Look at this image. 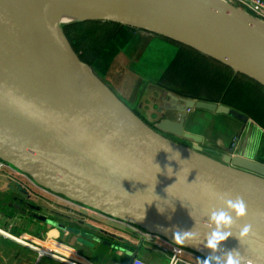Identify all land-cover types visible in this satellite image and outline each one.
<instances>
[{
	"label": "water",
	"instance_id": "1",
	"mask_svg": "<svg viewBox=\"0 0 264 264\" xmlns=\"http://www.w3.org/2000/svg\"><path fill=\"white\" fill-rule=\"evenodd\" d=\"M96 1L115 23L190 48L264 88V23L234 6L222 0ZM43 10L47 15V4ZM66 45L18 0H0V160L54 193L172 242L174 228L195 226L197 245L182 247L203 257L211 254L203 247L206 213L222 206L210 192L240 195L248 216L239 223H251L253 234L240 244L234 226L221 248L264 264V186L236 173L264 178V164L232 154L223 165L209 158L220 168L189 153L204 156L200 146L190 150L165 137L198 140L184 130L195 109L244 124L248 117L168 94L180 105L172 110L180 118L162 120L153 131Z\"/></svg>",
	"mask_w": 264,
	"mask_h": 264
},
{
	"label": "crops",
	"instance_id": "2",
	"mask_svg": "<svg viewBox=\"0 0 264 264\" xmlns=\"http://www.w3.org/2000/svg\"><path fill=\"white\" fill-rule=\"evenodd\" d=\"M133 35L149 48L150 54L148 58L157 59L158 63L161 64L166 62L165 57H173L178 54L183 58L186 56L198 64V69L202 74L197 76L199 79H202L204 82L217 84V86H222V91L225 94L228 92L231 84L239 82L240 84H245V86L248 84V88L246 87L244 89V95H250L252 85L256 84L248 78L236 74L222 64L173 41L153 34ZM156 49L162 51L165 57L156 54L154 52ZM184 61L186 62L185 58ZM188 64L187 66L192 67L191 64ZM156 65L160 70L164 69L159 64ZM158 75L159 78L162 77V75ZM143 76L147 78L144 74ZM147 87H150V93L154 94L151 102H147L152 107V111L150 109L147 110L149 111L147 112L148 118L152 119V114L154 113L160 115V117H156L155 120L150 121L158 124L162 118L161 116H166L162 120L178 121L180 115L172 110L180 105L174 102L168 94L179 98L182 97L174 92L167 91L158 82H149ZM215 93L212 90L207 92V94ZM186 98L229 106L235 111L247 116L249 122L244 124L236 118L226 115H216L203 110L195 109L189 111L184 124L185 133L191 137L198 138L200 142H196L198 140L183 138L185 148L193 150L194 146L198 145L202 148L203 154L216 159L222 158L224 160L227 155L232 154L233 156L241 155L252 160H257L258 151L264 148V128L258 123H254L250 115L239 105L233 106L214 96L208 95ZM257 139L260 140V146L255 148ZM0 176L3 177V184L0 185L1 236L10 233L13 236L20 237L32 243L35 249L42 248L47 243L58 242L74 250L73 259L80 264H130L136 253V258L143 260L147 264H168L167 256L150 248L136 227L106 220L91 214H85L77 210H72L71 213V210L66 205L61 204L59 201L41 192L33 190L23 177L16 176L9 172V170L1 171ZM28 196H31V199H33L31 201L37 205H42L43 203L60 205L63 208L60 212L70 217V222L66 224L68 229L62 230L55 225L44 224L29 219L26 214L28 212L24 209L25 206L23 203H21L26 198L29 199ZM71 222L77 223V225L74 224L75 226H71ZM97 240L102 242L99 243ZM103 242L112 244V247L107 246ZM42 251H40V254H48L47 251L45 253ZM154 253L157 254L154 255ZM44 257L40 258L38 253L39 259L37 258V264L43 261L45 259ZM61 263L65 264L59 262V264Z\"/></svg>",
	"mask_w": 264,
	"mask_h": 264
},
{
	"label": "rangeland",
	"instance_id": "3",
	"mask_svg": "<svg viewBox=\"0 0 264 264\" xmlns=\"http://www.w3.org/2000/svg\"><path fill=\"white\" fill-rule=\"evenodd\" d=\"M46 17L48 19V16ZM85 20H92L87 22L94 24L86 27H73L78 23H84L82 21ZM57 29L61 32L62 38L69 45L77 59L86 65L93 75L131 113L153 131H157V124L150 120H155L160 115L154 113L152 119L148 118L147 112L149 111L147 110L152 111V107L147 102L150 103L152 96H154L150 93V87H147L149 82H158L164 89L180 95L183 99L208 95L233 106L239 105L250 115L254 123L256 122L264 128V89L256 84L252 85L250 95H244V89L248 88V84L245 86V84L239 82L231 84L225 94L222 91V86L199 79L197 76L202 74L198 69V64L184 55L186 62L179 54L173 57H165L162 51L156 49L154 52L165 57L166 62L160 64L157 59L148 58L149 48L133 34L149 33L112 21L102 19L67 20L58 22ZM188 63L192 67L187 66ZM156 64L164 69L160 70ZM142 73L147 78H144ZM158 74L162 77L159 78ZM211 90L217 94H207ZM161 117L159 121L166 118V116ZM165 137L185 147L182 139L168 135H165ZM259 143L260 140L257 139L255 148L260 146ZM258 152L257 160L254 161L264 164V148ZM201 155L223 165L222 158L216 159L203 153ZM246 174L264 181L263 177L250 173ZM2 181L3 177L0 176V185L3 184ZM0 240H3L0 242V264H37L38 252H36L37 250L32 243L10 233L5 234V236L0 235ZM50 244L47 243L43 246L47 247ZM44 247L40 250H45ZM44 258L39 264H59L60 262L51 255H45Z\"/></svg>",
	"mask_w": 264,
	"mask_h": 264
},
{
	"label": "clouds",
	"instance_id": "4",
	"mask_svg": "<svg viewBox=\"0 0 264 264\" xmlns=\"http://www.w3.org/2000/svg\"><path fill=\"white\" fill-rule=\"evenodd\" d=\"M157 166L160 167L158 164ZM165 191L167 192V188ZM210 195L217 199L222 206L213 208L206 213L208 219L205 224L210 230L204 234L203 247L211 250V254L203 259L197 258L198 264H253L251 260L241 255L239 250L221 248V244L233 236L232 229L234 226L239 227L238 235L235 236L238 237L240 244L250 234H253L251 223H239L248 216L247 202L242 196L232 197L230 193L211 191ZM190 216L192 217L191 213ZM172 232V240L177 245H197L195 242L199 241L200 233L195 230V226L190 230L176 227ZM172 264H177L175 257L172 259Z\"/></svg>",
	"mask_w": 264,
	"mask_h": 264
},
{
	"label": "built area",
	"instance_id": "5",
	"mask_svg": "<svg viewBox=\"0 0 264 264\" xmlns=\"http://www.w3.org/2000/svg\"><path fill=\"white\" fill-rule=\"evenodd\" d=\"M222 1L234 6L238 10L245 12L246 14L255 18L256 20L264 23V0H222ZM3 170H9V172H11L12 174L23 177L28 182V184L33 188V190L41 192L44 195L59 201L61 204L66 205L67 208L71 210V213L72 210H77L85 214H91L106 220H111L113 222L122 223L127 226L136 227L126 222L109 217L103 213L95 211L82 204L74 202L63 195L54 193L40 186L29 175L22 173L12 165L0 160V172ZM136 228L138 229V232H140L143 235L145 242L147 243V245H149L150 248L163 254L164 256H167L168 264H172L173 257H175L177 264H198L197 258L200 259L205 258L196 252H193L187 248L175 244L174 242L163 236L157 235L149 231H145L143 229H140L139 227ZM45 248L48 254H44V255L40 254L41 251L40 248L36 249L39 253L40 258L44 257L45 255H51L53 258L65 264H80L73 259L74 250H72L69 247L63 246L58 242H52L50 246ZM130 264H147V263H145L143 260L139 258H135Z\"/></svg>",
	"mask_w": 264,
	"mask_h": 264
},
{
	"label": "bare ground",
	"instance_id": "6",
	"mask_svg": "<svg viewBox=\"0 0 264 264\" xmlns=\"http://www.w3.org/2000/svg\"><path fill=\"white\" fill-rule=\"evenodd\" d=\"M25 9L38 20L44 23L54 34H56L66 45L64 39L61 36V32L57 29V23L67 20H83V19H102L106 21L116 22V18L109 12L103 9L99 2L96 0H18ZM48 5V15H44L43 6ZM48 16V19L47 17ZM69 49V47L66 45ZM92 74L91 70H89ZM93 75V74H92ZM193 157H196L209 164H215V162L207 157L200 156L197 153L189 152ZM221 168V167H220ZM244 178L251 180L257 184L264 186V181L256 177L236 172ZM44 247V246H43ZM48 247V246H47ZM45 248V247H44ZM46 250L42 252L45 253Z\"/></svg>",
	"mask_w": 264,
	"mask_h": 264
},
{
	"label": "flooded vegetation",
	"instance_id": "7",
	"mask_svg": "<svg viewBox=\"0 0 264 264\" xmlns=\"http://www.w3.org/2000/svg\"><path fill=\"white\" fill-rule=\"evenodd\" d=\"M28 197L29 199L26 198V200L21 201V203H23V205L25 206L24 209L28 212L26 214L28 215L29 219H33L44 224H57L68 229L66 224L70 222V217L65 216L60 212V210L63 209L60 205H50L45 203H43L42 205H37L31 201L33 200L31 199V196ZM74 224L75 223H72L71 226L77 225V223L75 225Z\"/></svg>",
	"mask_w": 264,
	"mask_h": 264
},
{
	"label": "trees",
	"instance_id": "8",
	"mask_svg": "<svg viewBox=\"0 0 264 264\" xmlns=\"http://www.w3.org/2000/svg\"><path fill=\"white\" fill-rule=\"evenodd\" d=\"M92 24H94V23H91V22H84V23H78L77 25H74L73 27L74 28H77V27H86V26H90V25H92ZM115 29L117 30V28H116V26H115ZM115 30V31H116ZM229 107V106H228Z\"/></svg>",
	"mask_w": 264,
	"mask_h": 264
}]
</instances>
